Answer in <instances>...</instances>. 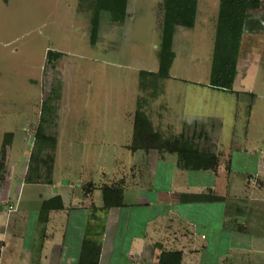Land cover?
Segmentation results:
<instances>
[{"label":"crops","instance_id":"0c3cea01","mask_svg":"<svg viewBox=\"0 0 264 264\" xmlns=\"http://www.w3.org/2000/svg\"><path fill=\"white\" fill-rule=\"evenodd\" d=\"M162 1L126 0L120 30L127 31V23L142 7L160 30ZM216 3L218 13V0H198L191 30L196 28L199 16L215 12ZM73 5L76 15L85 16L89 37L91 12L81 8L79 0H73ZM103 24H110V30L118 26L108 11H101L98 38ZM179 29L183 28H176L172 50ZM244 37L245 32L230 92L209 88L210 71L203 74V80L176 79L169 71L170 78L164 82L161 101L168 113L175 109L169 92L174 85H183L182 115L171 118L178 119L180 125L183 120L186 135H193V126L206 127L202 131L210 137L211 149L218 158L214 170L182 169L175 154L145 156L140 150L129 156V163L142 170L141 175L130 177L133 185L122 184L121 172L105 173L107 163L102 156L95 183L92 166L84 169L81 154L74 157L66 147L65 153L59 154L63 139H67V146H87L82 135L109 136L107 128L89 125L75 127L72 137L56 138L52 172L45 179L41 166L36 174L29 173L32 140L22 135L16 145L15 133L0 125V264H94L95 254V264H160L172 253L180 254V264H264V101L259 105V100H264V85L262 88L259 84L264 81V61L262 53L253 54V47L248 54L251 58L241 56ZM155 49L157 55L159 45ZM154 67L146 72H156L158 61ZM130 101L134 108L135 96L126 104ZM126 104L118 107L122 121ZM123 125L125 142L93 136L95 145H100L96 150H126L132 127L127 129L124 121ZM67 130L61 135H67ZM24 132L28 134L27 129ZM5 134L12 137L2 161ZM199 140L203 145L205 139ZM111 157H106L109 167L114 164ZM86 171L90 178L84 180ZM105 186L120 189L121 206L103 208L101 192Z\"/></svg>","mask_w":264,"mask_h":264},{"label":"rangeland","instance_id":"374dc122","mask_svg":"<svg viewBox=\"0 0 264 264\" xmlns=\"http://www.w3.org/2000/svg\"><path fill=\"white\" fill-rule=\"evenodd\" d=\"M260 2L257 10L249 12L241 56L246 58L253 47V54L262 53L260 56L264 61V0ZM144 9L146 7L129 20L126 32L120 30V25L110 30V24H103L102 33L92 46L88 37V22H85L84 15L75 14L73 0H8L7 3L0 0V125L1 129L3 127L15 133L16 145L21 143L22 135L28 136L34 144L42 115H47L45 109H49L43 124L47 128L46 133L58 139L74 136L71 133L75 127H105L109 136H81L87 139V146L82 143L67 146V139H63L64 142L60 141L63 151L59 154L65 153V147L74 157L81 154L80 162L84 169L89 170L92 166L95 183L99 178L98 159L102 156L101 160L107 163L103 170L105 173L121 172L122 184L133 185L130 177L141 175L142 170L129 163V156L140 152L130 148L132 133L126 150L109 148L105 151L106 147L96 150L100 145L96 146L92 137L125 142L123 121L127 129L133 128L134 115L139 110L150 123L151 133L157 134L162 141L184 144L187 140L191 148L214 154L210 137L202 131L205 126H193V135H186L183 120L180 125L178 119L171 118L182 115L183 85L170 88V104L175 108L172 113L164 110L165 105L161 101L165 80L148 79L144 89L139 86L138 72L155 68V48L160 41L157 23H152ZM216 13L217 3L214 15L209 11L207 17L199 16L194 30L179 29L173 45L175 61L170 70L172 77L181 80L206 78L203 74L210 71ZM105 17L102 16V20ZM49 50L61 53L62 57L48 63L46 53ZM259 84L263 88L264 81ZM178 95L180 98L176 97ZM133 96L136 99L134 108L131 101L126 104ZM263 101L260 99L259 105ZM123 103L126 105L123 106L122 121L120 108ZM170 123L172 127H169ZM25 129L31 136L25 134ZM66 129H69L68 134L62 136ZM200 138L205 139L203 145L199 144ZM4 142L7 143V140ZM141 152L145 156L157 154L158 157L167 153L165 150ZM54 153L53 150V158ZM109 156L114 161L112 167L106 160ZM252 168L250 164L248 170ZM87 173L84 172L82 179L90 178H87Z\"/></svg>","mask_w":264,"mask_h":264},{"label":"trees","instance_id":"16d2710c","mask_svg":"<svg viewBox=\"0 0 264 264\" xmlns=\"http://www.w3.org/2000/svg\"><path fill=\"white\" fill-rule=\"evenodd\" d=\"M7 3L8 0H1ZM198 0H163L161 4L160 44L157 53L158 69L156 72H138L139 86L145 88L148 79L161 81L169 79V71L175 59L172 50L173 36L177 27L191 30L194 28ZM81 8L91 12L89 21L90 45L94 46L98 41L99 14L101 11H108L113 22L120 25L125 16L126 0H79ZM261 6L260 0H218V13L215 25V37L213 54L209 75V88L217 91L230 92L236 76V63L239 55L242 35L247 28L249 12L255 11ZM254 28V27H253ZM250 29V28H248ZM247 29V30H248ZM62 57V54L54 51H47V62H54ZM250 108V107H248ZM47 111L48 116V110ZM43 113V112H42ZM45 115H42L40 126L35 132V142L30 159L29 173L34 175L39 167L45 169L46 177L49 179L52 167L53 156L51 152L56 145V138L46 133ZM11 135L6 134L3 141L1 158L3 161L5 146L10 143ZM180 141H162L157 134L151 133V126L145 114L136 111L132 128L131 150H165L169 154L177 156L178 165L182 169L192 170H214L217 167L218 158L209 152H200ZM47 156L40 157L41 153ZM41 158V159H40ZM3 164L0 163V170ZM34 173V174H33ZM31 178L28 177L27 180ZM90 185H88L89 187ZM103 208L109 209L122 205V193L114 187H104L101 192ZM199 199V198H198ZM205 200H210L206 198ZM90 253V252H89ZM91 257V253L89 254ZM97 254L94 256V264ZM160 264H180V254L172 253L164 256Z\"/></svg>","mask_w":264,"mask_h":264}]
</instances>
